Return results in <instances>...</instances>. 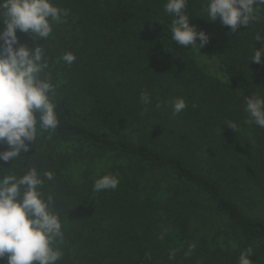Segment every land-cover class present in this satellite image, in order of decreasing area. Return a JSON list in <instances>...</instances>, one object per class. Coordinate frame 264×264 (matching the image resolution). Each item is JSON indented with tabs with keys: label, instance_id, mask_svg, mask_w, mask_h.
Wrapping results in <instances>:
<instances>
[{
	"label": "trees",
	"instance_id": "1",
	"mask_svg": "<svg viewBox=\"0 0 264 264\" xmlns=\"http://www.w3.org/2000/svg\"><path fill=\"white\" fill-rule=\"evenodd\" d=\"M53 3L68 11L65 23L35 43L57 85L59 124L21 158L0 161V176L53 173L40 191L53 196L62 223L56 264H239L249 247L251 264H264V221L243 209L264 200V128L245 123L244 111L245 97L264 96V63L250 62L264 6L260 19L232 33L197 16L203 0H188L190 25L209 36L198 51L215 61L211 72L172 39L166 0ZM66 52L76 57L70 65L60 59ZM177 97L187 106L173 114ZM106 174L118 176V187L94 191ZM207 215L218 231L209 233Z\"/></svg>",
	"mask_w": 264,
	"mask_h": 264
},
{
	"label": "clouds",
	"instance_id": "2",
	"mask_svg": "<svg viewBox=\"0 0 264 264\" xmlns=\"http://www.w3.org/2000/svg\"><path fill=\"white\" fill-rule=\"evenodd\" d=\"M187 5L188 0H166L164 11L173 17L169 25L172 39L198 53V48L208 44L209 36L190 25ZM262 6L264 0H203L197 16L206 15L210 22L219 20L236 33L238 26L248 28L260 19ZM67 15L68 11L55 6L53 0H0V143L7 145V150L0 151V161L4 163L21 158V152L33 147L40 132L54 130L59 124L53 103L57 85L46 72L45 49L35 41H47L53 27L65 23ZM17 30L32 37L34 46L20 43ZM254 39L261 47L256 50L253 46L250 62L262 64L264 35L258 33ZM60 59L70 65L76 57L66 52ZM140 100L146 105L152 102L148 92H142ZM170 103L173 114L187 106L179 97ZM160 106L157 103L156 107ZM244 111L248 117L245 123L264 128V96L253 93L245 97ZM222 124L238 131L232 121ZM3 169L0 165V172ZM53 179L52 172L41 175L35 167L19 177L0 176V260L6 259L7 264H56L61 260L62 223L53 209V196L45 199L40 191L45 180ZM119 182L118 176L106 174L94 181L93 190H115ZM252 254L251 247L242 251L239 264H251Z\"/></svg>",
	"mask_w": 264,
	"mask_h": 264
},
{
	"label": "rangeland",
	"instance_id": "3",
	"mask_svg": "<svg viewBox=\"0 0 264 264\" xmlns=\"http://www.w3.org/2000/svg\"><path fill=\"white\" fill-rule=\"evenodd\" d=\"M195 57L203 66L206 67L207 70L211 72L215 71L214 69H215L216 63L212 58L206 57L200 51H198V53L196 52ZM243 209H244V212L247 213L251 218L260 219L264 221V200L260 201L259 203H255L251 205L250 208L245 206ZM208 216L209 215H207L204 224H205V227L210 228L211 231L209 233L211 234L220 229L219 228L220 223L219 221H216L215 216L210 215V218H208Z\"/></svg>",
	"mask_w": 264,
	"mask_h": 264
}]
</instances>
